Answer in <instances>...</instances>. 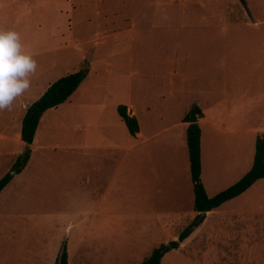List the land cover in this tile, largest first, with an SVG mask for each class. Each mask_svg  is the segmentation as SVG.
<instances>
[{
	"label": "rangeland",
	"instance_id": "1",
	"mask_svg": "<svg viewBox=\"0 0 264 264\" xmlns=\"http://www.w3.org/2000/svg\"><path fill=\"white\" fill-rule=\"evenodd\" d=\"M0 28L37 62L30 104L86 69L28 146L27 105L0 111V179L30 151L0 193V264H57L63 249L67 264H141L176 239L196 215L180 127L195 106L218 128L200 124L207 195L250 169L264 133V0H0ZM214 213L160 264H264V179Z\"/></svg>",
	"mask_w": 264,
	"mask_h": 264
},
{
	"label": "trees",
	"instance_id": "2",
	"mask_svg": "<svg viewBox=\"0 0 264 264\" xmlns=\"http://www.w3.org/2000/svg\"><path fill=\"white\" fill-rule=\"evenodd\" d=\"M86 75V69L60 77L51 83L43 94L32 102L25 110L21 121L20 139L30 145L33 142L39 121L42 115L50 108H55L65 102L78 88ZM196 115L201 117L202 112L198 106L194 107ZM120 119L126 125L128 132L136 137L139 124L135 116L130 115L127 106L119 105L117 108ZM184 122L188 125L185 129L186 148L188 152L189 174L193 191V211L196 213L191 222L183 228L176 239L162 243L154 248L151 254L145 257L141 264H160L162 257L179 248L193 231L203 222L205 213L220 207L225 202L232 200L246 192L258 180L264 179V133L258 134L254 143V155L250 169L235 183L226 189L209 197L201 181V128L197 122L190 123V113ZM30 158L29 148L25 149L12 164L10 170L0 179V193L12 180L15 174L20 173ZM57 264H67V252L63 249Z\"/></svg>",
	"mask_w": 264,
	"mask_h": 264
},
{
	"label": "clouds",
	"instance_id": "3",
	"mask_svg": "<svg viewBox=\"0 0 264 264\" xmlns=\"http://www.w3.org/2000/svg\"><path fill=\"white\" fill-rule=\"evenodd\" d=\"M37 70L33 55L25 50L19 32L0 28V111L11 109L17 97L31 86Z\"/></svg>",
	"mask_w": 264,
	"mask_h": 264
},
{
	"label": "crops",
	"instance_id": "4",
	"mask_svg": "<svg viewBox=\"0 0 264 264\" xmlns=\"http://www.w3.org/2000/svg\"><path fill=\"white\" fill-rule=\"evenodd\" d=\"M51 84V83H50ZM49 84V85H50ZM42 95V94H41ZM25 94H23L22 96H20V97H17L16 98V103L18 104V105H20V104H26L27 105V107L30 105V103H28V102H26L25 101ZM40 97V96H39ZM26 107V108H27ZM26 108H25V110H26ZM200 108V107H199ZM127 110H128V113L131 111V109H130V107H127ZM201 112H202V117H198L197 116V123L199 124V126H200V124L201 123H204V124H207L209 127H211V128H213V129H215L216 131H218V128H216V126L214 125V120L212 119V116L210 115V113H209V111L208 110H206L205 108H202L201 109ZM24 113H25V111H24ZM24 113L22 114V117H23V115H24ZM130 115H133V116H135V118H136V111L135 110H133L132 111V113L130 112ZM43 116V115H42ZM21 121H22V119H21ZM40 122V121H39ZM184 124L183 123H180V127H182L184 130H185V128H184ZM38 129V128H37ZM20 130H21V127H20ZM18 131V130H17ZM37 131V130H36ZM18 134H19V136H20V132H18ZM36 134V133H35ZM156 135H145L144 134V132L142 131V129L140 128V126H139V132L136 134V137H135V140H137L138 142H137V145H144V144H147V143H149L154 137H155ZM0 138H2L1 137V135H0ZM185 140H186V138H185ZM202 158H203V131H202V129H201V160H202ZM201 171H203V164H202V167H201ZM202 174V173H201ZM251 188V187H250ZM249 188V189H250ZM248 189V190H249ZM245 193V192H244ZM194 197V196H193ZM226 203V202H225ZM223 205V204H222ZM221 205V206H222ZM220 206V207H221ZM220 207H218V208H220ZM218 208H216V209H214V210H211V211H208V212H206L205 213V219H204V221L202 222V224H200L201 226H203V225H205L206 224V222H207V220H208V217L209 216H211V215H213V214H215L214 212L218 209ZM194 212V211H193ZM195 213V212H194ZM196 214V213H195ZM216 223H217V225L219 226L220 224L217 222V220H216ZM201 226H199L198 227V229L201 227ZM211 228V227H210ZM197 229V228H196Z\"/></svg>",
	"mask_w": 264,
	"mask_h": 264
},
{
	"label": "water",
	"instance_id": "5",
	"mask_svg": "<svg viewBox=\"0 0 264 264\" xmlns=\"http://www.w3.org/2000/svg\"><path fill=\"white\" fill-rule=\"evenodd\" d=\"M195 122H197V115H196V110H193L190 115V123H195Z\"/></svg>",
	"mask_w": 264,
	"mask_h": 264
}]
</instances>
